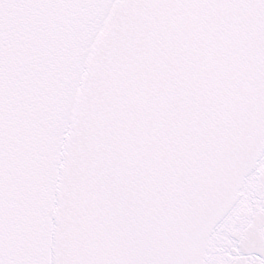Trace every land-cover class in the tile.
I'll list each match as a JSON object with an SVG mask.
<instances>
[{
	"label": "snow or ice",
	"instance_id": "snow-or-ice-1",
	"mask_svg": "<svg viewBox=\"0 0 264 264\" xmlns=\"http://www.w3.org/2000/svg\"><path fill=\"white\" fill-rule=\"evenodd\" d=\"M0 264H264V0H0Z\"/></svg>",
	"mask_w": 264,
	"mask_h": 264
}]
</instances>
